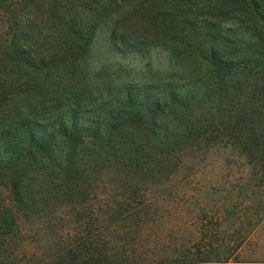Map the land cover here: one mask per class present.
<instances>
[{"label":"trees","instance_id":"16d2710c","mask_svg":"<svg viewBox=\"0 0 264 264\" xmlns=\"http://www.w3.org/2000/svg\"><path fill=\"white\" fill-rule=\"evenodd\" d=\"M211 154L264 173V0H0V264H264L163 219Z\"/></svg>","mask_w":264,"mask_h":264},{"label":"rangeland","instance_id":"374dc122","mask_svg":"<svg viewBox=\"0 0 264 264\" xmlns=\"http://www.w3.org/2000/svg\"><path fill=\"white\" fill-rule=\"evenodd\" d=\"M96 45L98 47L92 52V68L99 71V68L102 70L107 64L110 65V61L104 56L107 50L102 40ZM115 62L123 64L134 74H138L141 69L145 70L144 62L131 57H116ZM155 62L161 64L158 60ZM187 162L189 165L186 164V169L174 175L169 183L162 182L163 189L169 188L168 193H163L164 197L160 196L157 200L164 210L167 209L163 211L164 221H179L188 231L197 224L205 226L216 221L230 224L258 223L251 233L250 244L245 246L243 257L251 261H264V210L261 209L264 205V173L249 172L244 168L242 160L222 154H211L204 160L188 159ZM153 189L161 193L162 186ZM222 205L226 207V212L218 213ZM31 223L34 227L39 226L35 219ZM229 234L235 236L232 232Z\"/></svg>","mask_w":264,"mask_h":264}]
</instances>
